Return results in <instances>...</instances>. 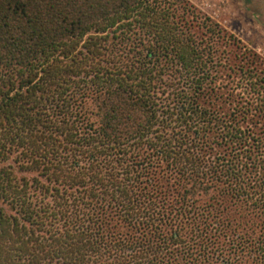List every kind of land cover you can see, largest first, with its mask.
Here are the masks:
<instances>
[{"label":"trees","instance_id":"obj_1","mask_svg":"<svg viewBox=\"0 0 264 264\" xmlns=\"http://www.w3.org/2000/svg\"><path fill=\"white\" fill-rule=\"evenodd\" d=\"M225 33L190 0H0V264H234L219 237L264 215V77L247 60L225 107Z\"/></svg>","mask_w":264,"mask_h":264},{"label":"rangeland","instance_id":"obj_2","mask_svg":"<svg viewBox=\"0 0 264 264\" xmlns=\"http://www.w3.org/2000/svg\"><path fill=\"white\" fill-rule=\"evenodd\" d=\"M190 2L202 12V14L210 16L226 30L225 40L227 43H224V47L222 45V48L224 49V53H222L223 60H226V62H224L223 68L217 67L216 69L223 72V87L221 88V94H223V98L226 100L224 104L225 107L228 109L236 106L240 108L245 104V97H242V95L246 92L244 96H249L248 93H250L251 90V85L247 83V76L244 74L247 69H249L248 66H250V64H247V60H254L255 63L252 65L254 73H257L260 77H264V0H190ZM212 39L215 41L216 37L212 36ZM221 40L219 42L217 41V43H219L218 45L221 44ZM240 64L244 67H240ZM220 81L221 78L218 82ZM261 84V90L264 92V84ZM251 101L254 100L251 98ZM254 102V107L259 105L260 107H264V99H262V101L258 100ZM244 106L247 107V105ZM255 120L257 121L260 119ZM260 122L263 124L264 119H261ZM261 124L258 125V127H261L259 130L260 132L257 135L258 137L264 136V125L262 126ZM219 152L223 153L224 150L219 149ZM203 202L204 200L202 199L199 201V208L202 207ZM247 203L248 201H245V199L242 200V202L234 200L232 203L228 204V208L225 210L223 209L225 206L224 203L222 210L231 214V210L233 212L240 207L242 209L250 207L249 209L253 211V207ZM178 204L176 207L181 206ZM202 212L203 210L200 211V209H198L192 217L179 215L181 219L183 218L185 221L189 220L188 224L185 223L184 225V223H182L185 226L184 228L191 230V228L193 226L195 228L197 224V226L201 227L198 231L199 233L210 231L207 229L209 225L204 221L205 217L204 219L200 218ZM225 218H227V216ZM251 218V222L247 227L249 230L245 231L242 228L238 231L232 230V232H227V236L222 235V237H219V240L226 243L228 242L232 251L236 252V255H234V258L236 259L233 260L234 264L259 263V251L256 250L255 246L243 248L239 244L238 246L236 244L240 242V240H245V238H249L250 240H264V215L256 212ZM228 221L229 219L223 220V223L229 226L227 223ZM211 222L212 221L209 219V223L213 226ZM214 233L215 231L213 234ZM209 258L208 262H202L201 264H223L221 257H215L214 259L211 257ZM176 264L200 263L191 262L189 260H179Z\"/></svg>","mask_w":264,"mask_h":264}]
</instances>
